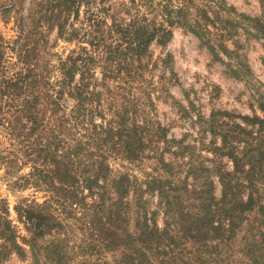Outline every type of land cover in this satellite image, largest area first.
Listing matches in <instances>:
<instances>
[{
	"label": "trees",
	"instance_id": "16d2710c",
	"mask_svg": "<svg viewBox=\"0 0 264 264\" xmlns=\"http://www.w3.org/2000/svg\"><path fill=\"white\" fill-rule=\"evenodd\" d=\"M214 1L178 0L174 5L172 0H44L40 17L21 24L27 32L19 37L16 55L23 66L2 80L0 100L11 97L10 106L16 107L14 124L8 121V125L26 158L24 164L30 163V171L19 178L21 185L42 184L49 193L41 203L23 201L14 207L30 234L21 241L29 246L34 264H40L41 258L47 264H67L60 214L70 213L73 205L90 211L84 225L95 233L101 256L111 253V260L100 257L91 264H233L229 254L210 253L207 241L229 246L234 231L248 223L250 215H264V119L243 116L244 124L226 128L227 123L218 124L211 114L207 120L211 131L221 136L219 149L232 166L209 170L189 162L184 167L193 183L213 173L221 186L218 199L212 181L190 193L178 185L181 165L163 157L171 144L167 129L153 112V92H147L144 82L151 90L157 86L143 78L144 70L154 68L164 77L165 69L156 61L149 68L148 49L152 42L167 43L174 26L186 28L214 52L207 28L215 29L219 42L225 29V20L213 14ZM81 7L84 16L79 21ZM53 29L57 39L76 41L64 56L49 52L47 33ZM168 62L165 55L161 63ZM114 81L122 82L121 92L137 85V100L128 92L120 101ZM163 93L162 89L159 95ZM233 140L236 146L242 143L241 148ZM184 148L179 146L172 154ZM109 158L137 166L155 158L159 173L144 172L146 187L142 188L136 176L114 172ZM147 192L157 195L151 216L148 200L143 199ZM158 212L162 228L155 219ZM5 213L7 208L2 206L0 264L12 252L20 257L26 253ZM253 228L247 236L244 231V246L251 253L258 242ZM249 257L251 263L259 264L258 256Z\"/></svg>",
	"mask_w": 264,
	"mask_h": 264
},
{
	"label": "rangeland",
	"instance_id": "374dc122",
	"mask_svg": "<svg viewBox=\"0 0 264 264\" xmlns=\"http://www.w3.org/2000/svg\"><path fill=\"white\" fill-rule=\"evenodd\" d=\"M43 1L0 0V86L5 77L11 76L23 66L17 61L16 46L21 43L19 37L26 33L27 29L21 30L20 26L29 22L28 20L36 21L40 17ZM121 1L126 0H114V2ZM176 1L178 0H172V3L176 5ZM215 1L213 14L218 16L219 20L223 22L225 20V29L219 42L216 39L215 29L211 25L207 28L210 31L214 52H211L186 28L174 26L171 28L172 37L167 43L159 45L152 42L148 49L149 68L156 61L158 66L165 69L164 77L161 76L162 72L154 68L144 70L143 78L152 79L157 86L156 90H151V85L144 82L147 92H153V112L156 120L167 129V140L171 144V151L164 153L163 157L166 161L172 160L182 167L178 173L179 184H176L180 188L190 190V193L191 190L197 193L206 182L212 181V192L218 199L221 186L217 175L213 173L203 175L193 183L191 177L186 176L184 166L193 162L194 166H202L209 170L216 169L217 166L225 170L231 169V159L219 149L222 145L221 136L211 131L210 123L207 121L211 114H214L218 124L222 121L227 123L226 128L233 123L244 124L243 116L257 115L264 119V0ZM80 11L79 21L84 16L82 7ZM107 22H110L109 18ZM35 35L37 38L40 37V33ZM47 38L48 45L51 46L49 52L61 56L66 55L76 44V41L67 42L57 39L55 29L47 33ZM165 55L169 56L167 64L161 63ZM96 71L99 72L100 69L97 68ZM113 85L115 92L117 90L120 93L122 89L119 86H122V82L114 81ZM134 86L130 90L124 86L126 90L121 92L119 100L124 102L121 95L127 96L129 92L132 93L130 97L136 101L139 88ZM162 89L164 93L159 95ZM139 94L141 95L142 92ZM10 98L4 97L0 100V209L2 206L7 208L5 214L15 226L19 236L17 242L26 253L20 257L12 252L1 264H34L29 246L21 241L22 236L29 239L30 234L18 218L14 207L23 201L26 204L41 203L49 198V193L42 184L22 186L20 183L19 178L30 171V163L24 164L26 158L22 157L17 141L13 139L11 126L8 125V121L13 122L17 116L16 107L10 106ZM18 102L16 101V104ZM233 144L236 146V141L233 140ZM237 144L239 145L236 147L241 148L242 143ZM179 146H185L183 152L172 154V151L178 150ZM215 147L218 149H213ZM11 159H15L16 162L7 163V160ZM108 163L114 172H128L131 177L136 176L137 183L140 182L142 188L146 187L144 172L154 176L159 173L156 170L158 164L155 158L144 159L139 166L113 158H109ZM143 199L148 200V216H151V212L156 210L157 195L147 192L143 194ZM87 202H89L88 198ZM87 212L73 205L70 213L60 214L65 249L69 256L67 264H91L100 257L111 260L110 252H105V255L101 256L102 250L98 251L99 241L95 233L84 225L88 219ZM155 219L158 227L162 228L164 224L161 213L155 214ZM248 220V223H242L234 231L229 246L225 242L208 239L210 253L215 254L219 251L224 253L223 257L229 254L233 264L239 262L253 264L249 259V254H253L258 256L259 264H264V236L259 234L264 233V215L255 213L250 215ZM251 226L254 227L251 231L258 238V242L253 246V253L248 252L244 246V231L247 236ZM129 227L131 230L134 228L132 213H130ZM189 249L188 245L187 251ZM200 252L205 255L203 249ZM40 264L47 263L41 258Z\"/></svg>",
	"mask_w": 264,
	"mask_h": 264
}]
</instances>
